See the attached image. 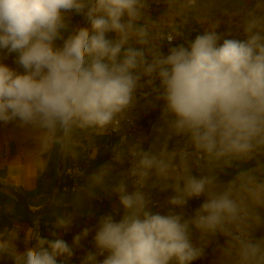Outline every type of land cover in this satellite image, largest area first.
<instances>
[{
  "label": "clouds",
  "instance_id": "9594fccd",
  "mask_svg": "<svg viewBox=\"0 0 264 264\" xmlns=\"http://www.w3.org/2000/svg\"><path fill=\"white\" fill-rule=\"evenodd\" d=\"M152 3L163 5L157 17L149 14ZM200 9L201 0H0V50L16 53L25 70L0 63V122L30 129L40 155L72 161L94 159L98 137H117L111 160L73 189L76 207L84 196L104 193L118 197L116 213L122 209L119 220L98 219L97 251L82 264H97L104 253L99 264H192L216 237L224 240L219 264H264V237L256 235L264 227V0L246 10L244 38L222 43L219 21ZM71 11L90 28H78L56 47ZM190 22L209 27L189 41ZM176 38L184 43L165 55L163 42ZM140 100L153 108L162 102L147 148L124 131ZM169 190L167 212L154 211L163 205L151 192ZM201 197L191 216L175 210ZM72 222L71 214L57 215L52 227ZM89 231L70 246L30 229L35 247L19 252L16 229H5L0 255L15 264H57L58 257L73 256Z\"/></svg>",
  "mask_w": 264,
  "mask_h": 264
},
{
  "label": "crops",
  "instance_id": "0c3cea01",
  "mask_svg": "<svg viewBox=\"0 0 264 264\" xmlns=\"http://www.w3.org/2000/svg\"><path fill=\"white\" fill-rule=\"evenodd\" d=\"M255 0H201L200 14L202 16L211 17L213 20L219 21L217 33L221 35V43L224 38L243 39L242 22L246 10L254 7ZM154 9H149V14L153 17L159 16L163 12V5L153 3ZM68 29L63 32L62 38L55 41L56 47H62L64 39L80 27H85L88 21L83 14H77L75 11L65 13ZM208 23L197 24L190 22L185 28V35L189 41L194 40L199 34H202L208 29ZM112 38V34H109ZM184 43L182 38H176V44ZM172 47L163 42L162 52L166 55L168 49ZM17 54L9 53L7 50H0V63L5 64L14 71L18 69L24 73V69L16 63ZM148 89H145L147 91ZM162 102H159L156 107H146L145 101L140 100L136 111V125L141 133L147 139L152 138L153 128L160 122V107ZM179 139V138H177ZM112 144L113 137L105 136L98 137L95 141L98 152L94 159L82 157L78 162L83 166L81 185H84L87 177L94 172L100 165L111 160V152L109 149H103L105 143ZM176 144L174 140L170 146ZM111 146V145H110ZM149 145H145L147 148ZM57 155L58 153H50L40 155L38 153V144L34 134L30 129L21 127L18 121L10 123L0 122V182L21 192L27 199L32 208L40 207L53 192L52 186H40L43 176H50L57 173ZM64 159V158H63ZM66 162H73L71 159H64ZM123 170V166H117V171ZM231 172V170H230ZM55 178V177H54ZM230 175H225L222 179L227 180ZM54 182V181H53ZM61 191H56V196L43 215H30L26 211L17 208V200L7 195L3 206L5 211L14 214L11 225L8 229L15 228L17 231V239L14 241L19 252L26 251L27 248L35 247V240L28 239V231L37 229L40 235L46 239L60 238L65 240L72 246L73 238L81 233L85 228L89 229V235L83 238L79 246L74 247V254L71 258H57V264H82L83 258L88 252H96L97 249L94 243L95 231L97 228L98 219L103 215L113 214L116 220L120 219V213H116L119 207L118 197L115 194L98 193L97 196L89 198L84 196L79 207L74 204L76 193L68 188L70 182L62 176ZM60 182V183H61ZM59 183V184H60ZM59 188V187H58ZM131 191V188H129ZM154 199L162 207H156L154 211L162 214L166 213L168 207L167 199L173 194L170 190L166 192L153 191ZM102 196L103 201H98L97 197ZM37 204H31L30 198L41 200ZM56 201H62L56 204ZM200 202L197 199H192L188 202L183 210L177 208V212L183 211L185 216H191ZM261 214L264 215V209H261ZM71 214L73 217L72 224L67 229H53L52 224L57 215ZM38 220V226L36 221ZM56 231V237L52 236V232ZM257 237H264V227H261L256 232ZM198 233L193 234L194 243L197 242ZM223 237L211 239L204 251V255L193 261L192 264H219L220 253L219 245H223ZM107 256L104 253L102 256H97V264ZM0 264H15V261L9 255H0Z\"/></svg>",
  "mask_w": 264,
  "mask_h": 264
},
{
  "label": "built area",
  "instance_id": "2783aa9c",
  "mask_svg": "<svg viewBox=\"0 0 264 264\" xmlns=\"http://www.w3.org/2000/svg\"><path fill=\"white\" fill-rule=\"evenodd\" d=\"M150 8H151V9H154V5H153V3H152V5H151ZM164 43H166V44L169 45V46H176V45H177V44H176V39H174V40L171 41V42H167V41H165ZM15 71H16L17 73L23 74V73L20 72L18 69H16ZM138 105H139V104H138ZM138 105H137V107H138ZM136 111H137V108L135 109V121H134L133 125L130 126V127L125 128L124 131H125V133H126L127 135H129V136H130L131 138H133V139L143 138V139H144V146H145V145H149V144L151 143V139L149 140V139H147L146 137H144V135L141 133V131L138 129V127H137V125H136ZM110 137H113V141H114V142H115L116 139H117V137H116L115 135L110 136ZM114 142H113V143H114ZM181 143H182V141H181ZM110 145H111V144H110V142H109V143H105L102 147H103V149H109V148H110ZM173 146H176V144H174V145H172V146H170V147H173ZM128 166H129L128 164H124V165H123V170L126 169ZM77 169H79V170L83 173V166H82V164H80V162H78V161L66 162V161L63 159L62 176H63L64 178H66V179L70 182V184L68 185V188H69L70 190H72V191H73V189H78V188L80 187V185H81L80 181H81V179H82V176H76V175H75V171H76ZM151 197H152V199H153L154 201H156V199H154V197H153L152 192H151ZM195 199H197V200L200 202V204H201V202H202V200H203L202 197H201V198H195ZM97 200L101 202V201L104 200V198H103L102 196H98V197H97ZM156 202H157V201H156Z\"/></svg>",
  "mask_w": 264,
  "mask_h": 264
},
{
  "label": "water",
  "instance_id": "95a60500",
  "mask_svg": "<svg viewBox=\"0 0 264 264\" xmlns=\"http://www.w3.org/2000/svg\"><path fill=\"white\" fill-rule=\"evenodd\" d=\"M85 27H89L90 28V24L89 22L86 24ZM62 167H63V158L58 154L57 155V173L55 175L54 178V182H53V192L49 195V197L47 198V200L38 208H32L26 197L19 191L15 190L14 188L7 186L3 183L0 182V191L11 195L13 197H15L17 199L18 202H20L22 204V206L24 207L25 211L30 214V215H43L47 212V210L49 209V207L51 206L54 197L56 196V191L59 187V183L61 182L62 179Z\"/></svg>",
  "mask_w": 264,
  "mask_h": 264
},
{
  "label": "trees",
  "instance_id": "16d2710c",
  "mask_svg": "<svg viewBox=\"0 0 264 264\" xmlns=\"http://www.w3.org/2000/svg\"><path fill=\"white\" fill-rule=\"evenodd\" d=\"M54 177H55L54 173L51 174L49 177L43 176L41 183H40V186H42V185L52 186L53 181H54ZM61 185H62V182L59 184L58 193L61 191V188H62ZM4 195L5 194L3 192H0V198H1L0 199V231L8 229V227L12 223V219L14 218V214H10V213L5 211L3 204L6 200L4 202L2 200V198L5 197ZM18 203H19L20 207L23 209V211L25 212V209L22 206V204L20 202H18Z\"/></svg>",
  "mask_w": 264,
  "mask_h": 264
},
{
  "label": "rangeland",
  "instance_id": "374dc122",
  "mask_svg": "<svg viewBox=\"0 0 264 264\" xmlns=\"http://www.w3.org/2000/svg\"><path fill=\"white\" fill-rule=\"evenodd\" d=\"M1 192V191H0ZM5 197H3L2 198V200H3V202L6 200V196L7 195H4ZM11 198H15V197H11ZM46 198V197H45ZM44 197L41 199V200H36V199H32V198H30V201H31V204H37L38 203V201H42L43 199H45ZM1 199V198H0ZM15 200H17L16 198H15ZM17 208H19V210H23L21 207H20V205H19V203L17 202Z\"/></svg>",
  "mask_w": 264,
  "mask_h": 264
}]
</instances>
